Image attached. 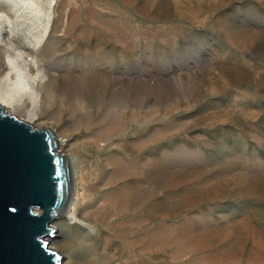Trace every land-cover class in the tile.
I'll return each mask as SVG.
<instances>
[{
  "label": "rangeland",
  "instance_id": "obj_1",
  "mask_svg": "<svg viewBox=\"0 0 264 264\" xmlns=\"http://www.w3.org/2000/svg\"><path fill=\"white\" fill-rule=\"evenodd\" d=\"M26 1L39 64L17 63L41 85L0 73V93L70 157L89 225L58 242L90 232L105 264H264V0Z\"/></svg>",
  "mask_w": 264,
  "mask_h": 264
},
{
  "label": "water",
  "instance_id": "obj_2",
  "mask_svg": "<svg viewBox=\"0 0 264 264\" xmlns=\"http://www.w3.org/2000/svg\"><path fill=\"white\" fill-rule=\"evenodd\" d=\"M58 147L52 129L33 127L0 106V264L61 263L47 238L69 206L73 176Z\"/></svg>",
  "mask_w": 264,
  "mask_h": 264
},
{
  "label": "bare ground",
  "instance_id": "obj_3",
  "mask_svg": "<svg viewBox=\"0 0 264 264\" xmlns=\"http://www.w3.org/2000/svg\"><path fill=\"white\" fill-rule=\"evenodd\" d=\"M32 8L33 6L29 7L26 0H0V73H3L2 79L8 82L10 87L12 86L21 91H25L29 95H32L33 87L35 85H41V82L36 79L35 75L33 78H29V76L26 75L25 69L17 63V54L22 55L24 58L23 63L25 60L24 64L26 65V69H33L35 71V69L38 68L39 63L37 55L39 49L37 45V36L39 22L37 14H34L35 17L31 18V24L26 25L27 12ZM3 93H0V106H2L5 112L15 116L16 111H20L21 113L25 110L23 109L24 105L20 106V104L17 105V103H13L6 94ZM49 93L44 92L43 97L46 98L50 95ZM24 112L26 113V118L22 120L34 127V123L40 119V113L32 111L31 109L25 110ZM71 224H78L84 228H88L89 225V223L80 216L73 191L67 210L64 214L57 217L52 224L55 230L53 236L47 238L51 245L56 247V249H54L51 246V249L57 251L61 255H63L64 252L67 254V261L63 262V260H61L60 264H105L106 259L102 258L101 255L98 256V248H92V245L86 242V236L90 234V232H87L86 235L79 234L73 243L68 241L58 242V238L65 235V232L68 230V225Z\"/></svg>",
  "mask_w": 264,
  "mask_h": 264
}]
</instances>
